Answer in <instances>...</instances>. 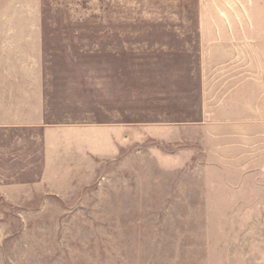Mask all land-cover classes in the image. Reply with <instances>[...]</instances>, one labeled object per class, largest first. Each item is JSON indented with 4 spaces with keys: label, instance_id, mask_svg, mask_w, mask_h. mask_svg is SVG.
I'll list each match as a JSON object with an SVG mask.
<instances>
[{
    "label": "rangeland",
    "instance_id": "rangeland-1",
    "mask_svg": "<svg viewBox=\"0 0 264 264\" xmlns=\"http://www.w3.org/2000/svg\"><path fill=\"white\" fill-rule=\"evenodd\" d=\"M34 28L53 132L0 128V264H264V0H0Z\"/></svg>",
    "mask_w": 264,
    "mask_h": 264
},
{
    "label": "crops",
    "instance_id": "crops-1",
    "mask_svg": "<svg viewBox=\"0 0 264 264\" xmlns=\"http://www.w3.org/2000/svg\"><path fill=\"white\" fill-rule=\"evenodd\" d=\"M43 31L0 30V128L48 127Z\"/></svg>",
    "mask_w": 264,
    "mask_h": 264
}]
</instances>
